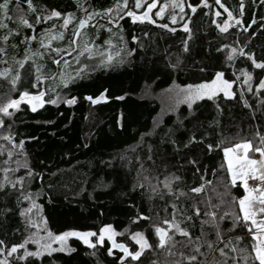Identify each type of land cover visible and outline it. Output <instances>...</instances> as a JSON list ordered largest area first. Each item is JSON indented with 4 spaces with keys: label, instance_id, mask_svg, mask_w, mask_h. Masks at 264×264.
<instances>
[{
    "label": "trees",
    "instance_id": "16d2710c",
    "mask_svg": "<svg viewBox=\"0 0 264 264\" xmlns=\"http://www.w3.org/2000/svg\"><path fill=\"white\" fill-rule=\"evenodd\" d=\"M174 2L179 0H158V9L162 5L167 7L163 18H152L155 23H134L127 16L120 19L115 12L104 15V10L114 8L117 0H32L35 12L28 10L25 0H19L22 11L18 10L16 0H12L8 13L12 19H4L0 12V20L8 26L0 28V37L9 29L19 33L9 37L8 55L2 57L8 63L0 64V69L9 65L15 68L14 59H22L25 49H29V54L43 53L42 58L33 56L25 69L20 70L22 79L18 91H12L6 81L0 80V103L9 96L18 97L22 91L31 94L43 91L45 101L56 100L55 104L45 103L36 112L22 104L18 111L10 110L13 111L11 117L0 116L6 121L0 133H6L11 125L14 141L17 144L24 142L22 150H14L16 153L22 151V154L14 155L7 166L15 168L17 160L27 164V168L21 167L11 178L25 176V192L32 198L24 200L10 187L0 192V240L7 248L22 244L30 237L34 228L29 225L30 216L31 220L35 218L37 236H47V231L54 235L70 230L99 233L100 228L112 225L117 233L115 241L133 252L139 250V246L131 239L132 234L141 232L152 248L146 249L139 260L126 257L123 264H174L182 259L180 252L192 254L191 246L177 244L173 249L176 255H169L157 247L155 226L167 227L162 222L172 220L171 205L175 203L182 213L176 215V220L183 221L181 227L189 229L193 238L201 236V221L209 219L203 215L205 211H215L218 220L228 213L219 220L223 239L225 242L231 239L238 249L244 250L229 255L247 257L246 264H259L254 260V241L245 222L236 219L242 217L238 199L245 192L239 183L232 185L223 149L245 141L264 146L260 139L264 137V90L257 91V85L264 79V70L256 69L248 55H241L243 50L258 62L264 61V4L261 0H244V12L240 15V0H222L241 24L221 32L217 24L222 25L227 14L214 15L215 11H222L214 0H208L211 8L199 6L195 14L187 4L199 5L200 0H184L185 13L173 8ZM80 5L87 12H100L101 15L82 29V33H87L80 37L74 50V45L69 47L73 29L80 19L87 18ZM128 8L134 10V0H129ZM53 9L60 11L62 16L45 21L44 16L50 15ZM69 13L74 19L64 28V17ZM172 15H176V23H172ZM37 16L41 18L38 24ZM189 16L190 34L182 28ZM21 18L33 24L35 31L23 26ZM162 24H168L169 29L176 31L160 27ZM48 30L53 35L63 33L64 36L62 40H52L51 47L67 49L71 55L62 52L57 56L51 49L45 51L40 47L39 39ZM33 35L36 40L22 43L26 36ZM121 36L123 41L119 39ZM134 36L138 38L135 42ZM109 39L111 44H106ZM184 41H188V51H184ZM86 44L94 46L92 56L106 57L95 62L94 57L89 58L85 53L79 58L81 63L77 64V53ZM0 46H3L2 41ZM232 48L237 51L233 53ZM129 50H134L131 55H128ZM109 54L113 57L111 61L107 60ZM61 56L69 61L68 66L52 63L53 57L59 59ZM33 61L36 66H41L45 77L56 73L55 77L43 79L38 87H33L37 75ZM78 68H82L80 75L75 71ZM61 69L72 77L66 85L59 74ZM217 72L224 73L222 79L232 82L234 98L218 94L212 99L205 97L193 102L191 108L181 104L170 112L163 109L162 92L172 86L210 83ZM246 74L252 76L248 83L244 82ZM73 97L74 104L66 102ZM88 97L102 101L93 104ZM245 101L249 107L245 106ZM193 135L197 142L188 144ZM209 144L213 146L211 150L207 147ZM0 145L11 147L4 140H0ZM255 155L250 150L249 156ZM6 159V152L0 155V168L6 166L3 164ZM29 170L33 173L32 178L26 176ZM3 177L0 172V181ZM171 177L180 178L172 183L173 195L162 183ZM201 184L204 185L201 193L190 191ZM33 202L36 207L22 216L20 213ZM197 207L201 210L199 218L194 214ZM141 215L149 219L137 221V216ZM184 216H192V221L184 220ZM39 220H42L41 227ZM203 231L208 240L216 241L215 227L205 224ZM236 237L242 239L237 241ZM90 239L95 243L97 237ZM174 239L181 241L184 238L177 233ZM111 244L106 238L102 246L97 244L92 248L72 237L67 241L65 251L44 252L40 257L25 259L9 257L7 260L10 264H122L120 249L114 248L113 254L108 255ZM201 252H208L206 245L201 247ZM212 255L217 260L224 259L219 253ZM3 256L0 254V259Z\"/></svg>",
    "mask_w": 264,
    "mask_h": 264
},
{
    "label": "snow or ice",
    "instance_id": "6c2138e0",
    "mask_svg": "<svg viewBox=\"0 0 264 264\" xmlns=\"http://www.w3.org/2000/svg\"><path fill=\"white\" fill-rule=\"evenodd\" d=\"M12 0H2L0 2V12H2L4 19L11 20L12 17L8 15L9 13V7ZM25 3L27 4V8L30 12H35V7L32 3V0H25ZM215 5L219 7L220 10L215 11L214 15L217 17H220L223 13L227 14V19L224 21L223 26L217 24V27L220 29L221 32H227L229 27L232 25L229 24L230 20L235 19V24L240 25L241 21L239 19H236L233 15V12L229 10L228 7L222 2V0H214ZM129 0H117L116 5L114 8H108L104 10V15L111 14L115 12L117 16L120 19H123V16L130 17L132 21L135 22H141L148 21L151 23H155V21L152 19V16L150 13L153 12V9H156L158 6V0H151V2H148V0H134V7L135 9H141L144 7V11L140 14H138L136 11L131 10L128 8ZM261 4H264V0H261ZM146 5V7H145ZM199 6H203L205 8H211L212 5L209 4L208 0H200L199 5H194L192 3L187 4V8L190 9V11L195 14L197 12V8ZM81 10L85 11L86 13V19H80L79 24L76 28L73 29L72 37L69 41V47L71 48L73 45L79 44V39L83 35L82 29L86 28L89 24V21L93 20L96 16L101 15L100 12H87L86 9L83 8L82 5H80ZM167 5H162L159 7V10L155 12V16L163 18V13L165 12ZM173 8H179L180 13H185V3L184 0H179V2H174L172 5ZM244 0H240V15H243L244 12ZM16 8L20 11V4L19 0H16ZM123 13V15H120ZM62 16V13L60 11H57L55 9L51 10L50 15L44 16V20H49L53 17L60 18ZM72 19H74V16L72 13L67 14V16L64 17V23L62 27H67ZM181 19H184V16H181ZM172 23H176V15L171 16ZM191 21V17L189 16L187 21L182 25L183 31L185 33H191V29L189 27V22ZM41 18L39 16L36 17V23H40ZM215 23V21H213ZM255 23V21H253ZM21 24L23 26H26L29 29H34V25L29 23L27 19L21 18ZM7 24L4 23L2 20H0V28H7ZM160 27L169 29L168 24H162ZM248 27H251L249 25ZM172 32H175V28L169 29ZM245 31L248 30L247 27L244 29ZM109 32H111V29H108ZM18 32H14L13 30L9 29L8 33L4 35L3 37H0V41L3 42V46H0V64H7L8 61L6 59H3L2 57H6L8 55L7 52V42L9 40V37L12 35H18ZM147 35V33H145ZM36 36H26L24 41L22 43H31V41L36 40ZM55 39H64L63 33L58 34H51V31L48 30L44 33V35L39 39L40 47L44 48L45 51H48L51 49V52L56 53L57 56H60V54L63 52L65 55H71V52H68L67 49H61V48H52L51 47V41ZM120 41H123V37H119ZM47 40V43L45 42ZM132 40L135 42L138 40L137 37H132ZM106 44H111V40H106ZM184 51H188V41H184ZM13 48L16 46L13 45ZM92 44H86L84 47V51L91 52ZM76 50V49H74ZM134 50H129L128 55H131V52ZM237 50L235 48H232V52L235 53ZM84 52H78L77 56V64H80L79 56L83 55ZM119 55V53H117ZM241 55H248L249 59H251L253 66L256 69L264 70V61L258 62L254 56L249 55L243 50H241ZM33 56H40L43 57V53L35 52L29 54V49H25V55L22 59L15 60L14 63L16 65L15 68H13L12 65H9L8 67H5L3 69H0V80H4L7 82L8 85H10V88L12 91H18V85L22 79L21 76V69H25V65L29 63V61H32ZM91 58V57H89ZM232 57L229 56V59ZM113 59L112 55L109 54L107 57L108 61H111ZM52 63L56 64L57 66L63 65L68 66L69 61L63 59L61 56L59 59L53 57ZM32 66L35 67V72L37 75H35V81L36 83L33 85V87H38L40 83L43 82V79H53L55 77L56 73H53L52 76L45 77L43 73L41 72V66H36L35 62L33 61ZM86 67V65H85ZM27 71V70H26ZM77 75H80L82 68H78L75 70ZM60 77L62 82L66 85L67 80L71 79L72 77L68 74H66L63 69L60 70ZM224 76V73L217 72L215 78L210 83H202L200 85L196 86H188L186 90H184L185 93V101L188 102V107H192V103L195 100L203 99L207 97L208 99H212L215 95H217L218 92H223V95L226 98H234L235 93L230 91L232 88V82H229L228 80L222 79ZM247 79L244 81L245 83H248L252 76L250 74H246ZM54 90V89H53ZM264 90V79H261L259 84L257 85V91ZM248 91L251 92L252 88L249 86ZM46 95L45 92L41 91L38 94H31L29 91H22L19 92L18 97L13 98L11 96L7 97V99L0 103V116L2 117H11L13 115V111L10 110H16L18 111L22 105V103H26L27 105H30V110L32 112H36L38 108H42L45 103H52L55 104L56 100L49 99L45 101L44 96ZM89 100H93L92 97H88ZM123 99V97H121ZM69 104H74L75 98H71L66 101ZM98 102V100H93V103ZM245 106L249 107L250 105L247 104L245 101ZM218 107V105H217ZM6 121L3 118H0V129H3L5 127ZM11 125H8V131L6 133H0V140H4L8 142L11 147H6L4 145H0V155H3L5 152L7 154L8 159L3 161V164L6 165L5 167L0 168V172L4 174L3 181H0V192H3L6 187H10L14 192H19L20 195L23 197L24 200H31V195L26 194L25 192V176H18L15 179L11 178V175L15 172L19 171L21 167L27 168V164H22L19 160L15 161L16 167L12 168L7 165L12 163V157L16 154H22V151L20 153H16L14 150L16 149H23V141H20L19 144H17L12 136V133L10 131ZM259 135V133H257ZM261 145H264V137H261ZM196 137L195 135L191 136L188 140V144L196 143ZM188 144H185L184 146L187 147ZM208 149H212V145L209 144ZM237 149H242L244 155L242 156H234L233 153ZM252 150L255 153H259L260 158L259 159H252L249 158L248 152ZM225 157L227 158L228 163V171L231 175V183L233 186L236 185L237 180L243 181V187L245 189V192L247 193L242 198L238 199L239 209L240 213H242L241 216H237V220H243L247 226L248 233L252 236V240L254 241L252 245V252H254V260L258 261L259 264H264V219L257 220L256 216L257 213H264V207H256L257 203L259 205H264V187H261L259 185L256 186V188L252 189L249 188L247 183V178H251L253 180L259 179L261 182H264V146H254L251 141H245L239 144L234 145L232 148H224L223 149ZM151 159V157H149ZM195 163V161H192ZM259 173V176L256 174ZM27 178H32L33 173L31 170H29L26 173ZM147 179V178H146ZM179 177H171L166 178L162 183L164 185V188L167 189L168 193L170 195H173V188L172 183L173 181H178ZM210 183V182H207ZM143 187V185H140ZM204 189V185L201 184L199 187H194L190 191L193 193H201ZM154 192L156 191V188L153 187L152 189ZM180 195H185L184 193H180ZM36 205L33 202L32 205L26 209L25 211H22L20 214L22 216L26 215L27 213H31L33 208H35ZM173 209V218L171 221L164 219L163 224L167 225V227L162 226H155V234L158 237V244L157 247L160 249L166 250L169 255H176V252L173 251V249L176 247L177 244H181L183 247H189L191 246L192 254L185 255L184 252H180L179 255L182 257L181 260H177L174 262V264H229V261H231V264H241L243 261L244 264L247 262V257L240 256V255H229V253H239L244 251L243 249H238V247L232 243L231 239L228 241H224L223 234L220 231L219 228V220H223L225 216L229 215L228 213H225L224 216H220L219 220L217 219V213L215 211H205L203 213L204 216L208 217V220H202L201 221V236H197L193 238L191 232L187 228H182L181 223L183 221H177L176 215H182L180 213V210L177 208V205L173 203L171 205ZM215 207V206H210ZM194 214L197 218L201 216V210L200 208H195ZM149 219L148 217L144 216H137L136 220H146ZM184 220L186 221H192V216H184ZM251 222L250 225L247 222ZM135 222V221H134ZM205 224H210L211 226L216 228V241H211L207 239V233L203 231V226ZM29 225L35 227L36 225L32 222L31 217H29ZM171 233V234H170ZM179 234L184 239L181 241H176L174 239L176 234ZM36 235V234H34ZM117 235L115 230L113 229L112 225H105L104 227L100 228L99 233L95 231H76V230H70L65 231L59 235H54L51 231H47V238L48 240L41 244L40 239H34L31 242L38 244L39 248L36 251H28L25 248V245L28 243V241H25L23 244H13L11 248H7L5 245V242L3 240H0V254H4L6 252L7 256H12L13 254L17 253L18 250L24 249V256L19 257V259H25L26 257H40L44 254V252H48L51 254L52 251H65L67 250V241L69 238L75 237L81 240L85 245L95 248L97 244L103 245L105 242V239L111 241V248L108 249V255H112V249H120V251L123 253V256L119 257V259L123 262L125 261L126 257H131L132 260H139L140 257L144 254L146 249L152 248V245L149 243L148 239L144 236L141 232H135L132 234L131 239L135 242L136 245L139 246V250L137 251H130L127 246H125L122 243H117L114 239V237ZM92 237H97L96 242L93 243V241L90 239ZM203 238V240H202ZM242 239L241 237H236V240L239 241ZM50 241V242H48ZM59 243L60 248L54 249L52 248V243ZM223 244L222 247L219 245ZM206 245L208 252L204 253L201 252V247ZM225 249H228V251H225ZM213 253H219L221 257H224L223 260H217L215 256H213ZM204 257L203 260L198 259V257ZM208 256H212V259H208ZM0 264H10V262L7 259L0 260ZM154 264V262H153Z\"/></svg>",
    "mask_w": 264,
    "mask_h": 264
},
{
    "label": "rangeland",
    "instance_id": "374dc122",
    "mask_svg": "<svg viewBox=\"0 0 264 264\" xmlns=\"http://www.w3.org/2000/svg\"><path fill=\"white\" fill-rule=\"evenodd\" d=\"M177 1V0H176ZM146 7V5H145ZM159 9L156 8V9H153V12L150 13V15L152 16V18H157V19H160L161 17H157L155 16V12L158 11ZM134 11H136L138 14L142 13L144 11V7H142L141 9H135L134 7ZM227 19V18H226ZM72 22V21H71ZM64 23V21H63ZM71 24V23H70ZM224 24V23H223ZM223 24L221 26H223ZM229 24L232 25V26H235V20H230L229 21ZM231 26V27H232ZM229 27V28H231ZM65 28V27H64ZM82 31V30H81ZM87 33V31H84L83 32V35H85ZM77 48V45H74V49ZM95 51V48L94 46L92 45V48H91V52H86L84 51V47L83 48H80L78 52H84L85 53H88L89 54V57H94L95 58V62H98L100 61L103 57H106L104 55H100V56H92L91 54ZM78 54V53H77ZM78 56V55H77ZM82 57V55L79 56V58ZM67 60V59H66ZM63 64V63H62ZM188 88V86H183V87H177V86H172L170 87L169 89L165 90L164 92H162V94L160 95V101H161V104L163 106V109L164 110H167V112H170V111H173L174 109H176L179 105L181 104H186L188 105V102L185 101V93H184V90H186ZM231 91V89H230ZM218 94H223V92H218ZM197 101V100H195ZM194 101V102H195ZM22 104H25L27 105L26 103H22ZM193 104V103H192ZM30 109V105H27ZM234 147V146H233ZM229 148H232V147H229ZM249 153L250 151L248 152V156H249ZM234 156H242L244 155L243 153V150L242 149H237L234 151L233 153ZM223 156H224V161H225V164H226V168H227V173H228V177L231 181V175L228 171V163H227V158L225 157V154H224V151H223ZM249 158H254V157H251L249 156ZM247 183L248 181L251 179V178H247ZM237 183H239L241 185V187L243 188L244 192H245V189L243 187V181L241 180H237ZM249 186V185H248ZM261 187H264L263 185H259ZM251 188V187H249ZM256 188V187H255ZM254 189V188H252ZM247 193L245 192V195ZM256 207H264V205H259L257 203ZM30 217V216H29ZM256 219L257 220H260V219H264V213H257V216H256ZM32 221H34V224H35V218L33 217L32 218ZM40 221V220H39ZM42 221V220H41ZM40 221V222H41ZM42 226V222H41V225H39V227ZM39 230V233H41V230L40 228L38 229ZM35 234V227L33 228V230L30 232V237L27 238L25 241H28V243L25 245V248L28 250V251H36L38 248H39V245L38 244H35V243H32L31 241L34 240V239H40V238H43L40 240L41 244H43L44 242H46L48 240L47 236H43V235H34ZM36 236V237H35ZM24 241V242H25ZM50 242V241H48ZM23 244V243H22ZM52 248L54 249H59L60 248V244L57 242V243H52ZM24 249H20L18 250L17 253L13 254L12 256H7L6 253H4V256L3 258H1L0 260H3V259H8L9 257H18V256H24ZM255 255V254H254ZM28 258V257H26Z\"/></svg>",
    "mask_w": 264,
    "mask_h": 264
},
{
    "label": "built area",
    "instance_id": "2783aa9c",
    "mask_svg": "<svg viewBox=\"0 0 264 264\" xmlns=\"http://www.w3.org/2000/svg\"><path fill=\"white\" fill-rule=\"evenodd\" d=\"M262 182L259 180V179H256V180H253V179H250L248 181V185L251 187V188H255L257 185H260Z\"/></svg>",
    "mask_w": 264,
    "mask_h": 264
},
{
    "label": "crops",
    "instance_id": "0c3cea01",
    "mask_svg": "<svg viewBox=\"0 0 264 264\" xmlns=\"http://www.w3.org/2000/svg\"><path fill=\"white\" fill-rule=\"evenodd\" d=\"M259 158H260L259 153H256L255 157L252 158V159H259ZM256 175L259 176V173H257ZM260 185H263L264 186V182H262ZM241 215H242V213H241ZM248 223L250 224L251 222L249 221Z\"/></svg>",
    "mask_w": 264,
    "mask_h": 264
},
{
    "label": "water",
    "instance_id": "95a60500",
    "mask_svg": "<svg viewBox=\"0 0 264 264\" xmlns=\"http://www.w3.org/2000/svg\"><path fill=\"white\" fill-rule=\"evenodd\" d=\"M89 100V99H88ZM93 100H98V102L99 101H102V99L101 98H98V99H93ZM93 100H91L92 101V103H93ZM94 104V103H93Z\"/></svg>",
    "mask_w": 264,
    "mask_h": 264
}]
</instances>
